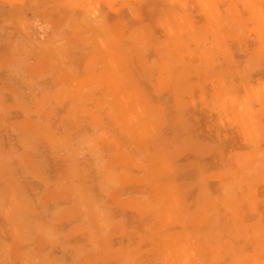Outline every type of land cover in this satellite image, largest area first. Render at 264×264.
I'll use <instances>...</instances> for the list:
<instances>
[{"label": "rangeland", "instance_id": "rangeland-1", "mask_svg": "<svg viewBox=\"0 0 264 264\" xmlns=\"http://www.w3.org/2000/svg\"><path fill=\"white\" fill-rule=\"evenodd\" d=\"M3 28L0 264H264V0H0Z\"/></svg>", "mask_w": 264, "mask_h": 264}, {"label": "crops", "instance_id": "crops-1", "mask_svg": "<svg viewBox=\"0 0 264 264\" xmlns=\"http://www.w3.org/2000/svg\"><path fill=\"white\" fill-rule=\"evenodd\" d=\"M42 20V19H41ZM12 27L8 28L11 29ZM48 31L43 34L44 39H41L40 47L43 48L42 50H52V46H55V42H53V31L51 28H49V25L47 26ZM7 28H3V33L0 32V62H3L5 65V68H2L0 70V77L4 78L5 80L3 83H5V90L6 93H12L14 92V78L15 77H21V78H27L29 77V74L27 73V69L25 67L28 66V60L25 59L26 57L22 58H15L14 57V48L19 43L25 42V37L22 35L19 36L18 32H11L9 35L7 33ZM14 29V28H13ZM6 32V33H5ZM14 33V34H13ZM44 55V54H43ZM49 61V60H48ZM47 60H45V64L42 67L40 71L36 74L37 78H44L46 81V84L44 86L43 91L45 93H50L52 95H55L53 103L59 104L62 103L63 97L58 96L62 94H74L76 93V89L70 84H65L63 82V78L69 77L77 78L74 72V68L71 65H67L66 62L60 58L57 59V66H55L54 73H50L49 69H52L53 65L51 63H48ZM16 63V70L13 69V65ZM93 63V62H92ZM92 63H85L82 65L81 74L84 75V72L87 70H90L92 68ZM65 75H62V74ZM68 73V74H67ZM51 78H54L53 81H51ZM51 81V83H50ZM89 88L85 87L83 88V93H88Z\"/></svg>", "mask_w": 264, "mask_h": 264}]
</instances>
